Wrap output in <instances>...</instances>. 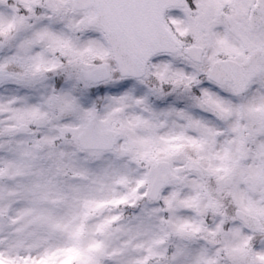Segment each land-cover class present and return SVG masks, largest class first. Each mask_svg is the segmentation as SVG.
<instances>
[{"label":"snow or ice","instance_id":"6c2138e0","mask_svg":"<svg viewBox=\"0 0 264 264\" xmlns=\"http://www.w3.org/2000/svg\"><path fill=\"white\" fill-rule=\"evenodd\" d=\"M0 264H264V0H0Z\"/></svg>","mask_w":264,"mask_h":264}]
</instances>
